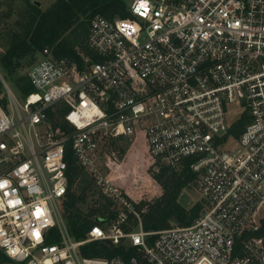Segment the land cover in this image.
I'll use <instances>...</instances> for the list:
<instances>
[{"label": "built area", "instance_id": "2783aa9c", "mask_svg": "<svg viewBox=\"0 0 264 264\" xmlns=\"http://www.w3.org/2000/svg\"><path fill=\"white\" fill-rule=\"evenodd\" d=\"M128 11L94 15L77 59L43 47L22 101L0 73V250L8 264H264V0H131ZM58 117L72 130L56 129ZM119 140L138 149L143 177L190 159L201 204L190 225L144 230L127 194L97 176L121 157ZM69 142L118 211L81 240L62 214ZM149 158L159 163L150 172ZM129 213L136 226L125 231ZM92 241L133 251L86 256Z\"/></svg>", "mask_w": 264, "mask_h": 264}, {"label": "trees", "instance_id": "16d2710c", "mask_svg": "<svg viewBox=\"0 0 264 264\" xmlns=\"http://www.w3.org/2000/svg\"><path fill=\"white\" fill-rule=\"evenodd\" d=\"M14 2L15 0H11ZM23 9L11 24L4 25V32H0V71L6 75L15 74L22 67V60L30 58L34 62L43 47H50L56 57H70L77 59L78 51L86 49V38L90 19L100 14L106 18L129 17L128 4L125 0H53L46 8L37 5L34 0H20ZM1 5V1H0ZM6 13L4 17H9ZM6 23L5 21L3 22ZM10 25V26H9ZM29 64V65H30ZM23 87L20 90L28 93L32 90L26 83V76L17 78ZM5 97L0 88V104L4 105ZM247 119L244 115L238 118L229 129V135L237 137L243 130ZM54 127L58 130L72 129L62 117L54 120ZM120 155L128 149L126 140H119ZM127 147V148H126ZM67 192L62 204V214L67 229L75 240H81L86 232L100 219L114 218L117 210L111 208V202L101 191L96 192L94 179L80 167L72 157L70 142L67 143ZM190 159H185L179 170L148 159L147 168L152 170L155 164L159 171L151 175L161 188V193L153 200L133 202L144 230H160L173 225L187 226L199 214L201 204L194 203L185 207L179 200L181 192L192 188L196 175L189 168ZM97 194L95 203L85 207L89 194ZM126 195V194H125ZM130 200L129 196H126ZM93 216V218H91ZM129 224H123L127 231L136 226V217L128 214ZM52 233L56 236L54 229ZM112 247L99 241H92L82 247L86 256L111 257L116 254L128 256L133 249L128 246ZM8 257L0 250V264H8Z\"/></svg>", "mask_w": 264, "mask_h": 264}, {"label": "rangeland", "instance_id": "374dc122", "mask_svg": "<svg viewBox=\"0 0 264 264\" xmlns=\"http://www.w3.org/2000/svg\"><path fill=\"white\" fill-rule=\"evenodd\" d=\"M0 32H4L6 29H4V25L11 24V22L17 18L23 9V3L20 0H15L12 2L11 0H0ZM39 1L40 6L44 9L50 3L53 2V0H34ZM128 4L131 0H125ZM6 13H9V17H4ZM6 22L5 24L3 22ZM10 26V25H9ZM1 41V38H0ZM31 62L30 58H25L22 60L21 64L22 67L17 69L15 74L6 75L3 71H0L1 75L5 78L6 83L12 90L14 96L17 100L22 101V94L20 90L21 81H18L17 78L21 76H26V68L29 66ZM240 108L234 107L232 111L228 114V118L230 120H234L239 115ZM118 145V143H116ZM119 146V145H118ZM237 147V139L236 138H229L225 144L226 150H232ZM114 148L116 151H120L119 147L115 145ZM127 148V147H126ZM131 152H124L119 157V160L115 163H111L110 168L105 166L103 163H100L98 165L99 167V173L97 176L103 177V182L106 184H110L113 186L118 187L119 189L124 191V186L129 189L131 192V198L130 201L132 203L134 202V199L136 201L140 200H153L156 197H158L161 193V188L159 185L155 182V180L149 179V177H143L141 174V167L139 165V162L135 160V154L137 153V148L135 146L131 147ZM134 150V151H133ZM120 153V152H119ZM84 171L90 175L94 179V183L96 185V192L101 191L103 194V190L106 189V185L103 183L98 184L97 179L89 174L85 169ZM150 172V171H149ZM107 179L108 181H104ZM123 186V187H122ZM109 192V191H108ZM106 195V194H104ZM97 194L90 193L87 200L85 207H89L90 205H93L95 203ZM107 197V196H106ZM133 197V199H132ZM197 199V195L195 194L193 188H187L186 190L181 192V195L179 197L180 202L185 206L189 207L191 206ZM129 200V199H128ZM259 217H264V208L261 209L259 213ZM93 218V216L91 217Z\"/></svg>", "mask_w": 264, "mask_h": 264}, {"label": "crops", "instance_id": "0c3cea01", "mask_svg": "<svg viewBox=\"0 0 264 264\" xmlns=\"http://www.w3.org/2000/svg\"><path fill=\"white\" fill-rule=\"evenodd\" d=\"M149 179H152V178L149 177ZM152 180H153V179H152ZM124 192H125V194H127L128 196H131V192L129 191L128 188L124 187ZM132 198H133V197H132Z\"/></svg>", "mask_w": 264, "mask_h": 264}, {"label": "snow or ice", "instance_id": "6c2138e0", "mask_svg": "<svg viewBox=\"0 0 264 264\" xmlns=\"http://www.w3.org/2000/svg\"><path fill=\"white\" fill-rule=\"evenodd\" d=\"M140 8H145V3L144 2L140 3Z\"/></svg>", "mask_w": 264, "mask_h": 264}, {"label": "water", "instance_id": "95a60500", "mask_svg": "<svg viewBox=\"0 0 264 264\" xmlns=\"http://www.w3.org/2000/svg\"><path fill=\"white\" fill-rule=\"evenodd\" d=\"M35 3H36L37 5H40V2H39V1H35Z\"/></svg>", "mask_w": 264, "mask_h": 264}]
</instances>
